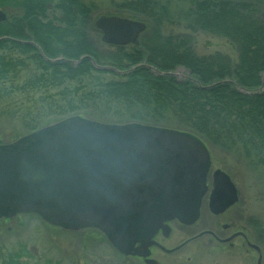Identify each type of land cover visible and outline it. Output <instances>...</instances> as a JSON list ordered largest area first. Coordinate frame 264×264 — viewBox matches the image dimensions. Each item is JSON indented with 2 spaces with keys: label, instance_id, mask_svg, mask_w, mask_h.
Returning a JSON list of instances; mask_svg holds the SVG:
<instances>
[{
  "label": "trees",
  "instance_id": "trees-1",
  "mask_svg": "<svg viewBox=\"0 0 264 264\" xmlns=\"http://www.w3.org/2000/svg\"><path fill=\"white\" fill-rule=\"evenodd\" d=\"M107 6L102 8L97 0H0L6 15L0 21V38L9 37L0 40V101H7L15 87H62L55 95H44L47 106L37 104L32 109L40 112L35 114L0 106V121L4 115L22 119L31 132L78 114L186 130L210 150L243 158L264 201V0H108ZM104 15L145 22L138 44L105 43L95 24ZM199 32L226 40L235 58L220 50L201 54L196 48ZM83 55L123 73L97 69L88 58L71 61ZM30 66L32 71L20 77L18 72ZM179 69L185 70L182 78ZM105 73L113 77H103ZM47 108L55 109V116L41 124ZM21 135L0 138L10 142ZM84 231L90 238L97 232H70ZM112 249L115 264H143ZM32 257L20 245L0 251V264H40L31 263Z\"/></svg>",
  "mask_w": 264,
  "mask_h": 264
},
{
  "label": "water",
  "instance_id": "water-1",
  "mask_svg": "<svg viewBox=\"0 0 264 264\" xmlns=\"http://www.w3.org/2000/svg\"><path fill=\"white\" fill-rule=\"evenodd\" d=\"M5 19L0 7V21ZM95 24L112 45L138 44L146 29L145 22L120 15L100 16ZM87 58L97 69L123 73L89 55L71 61ZM211 165L208 146L186 130L69 115L13 141L0 138V219L36 214L62 229H96L119 253L159 264L150 248L170 249L155 236H168L172 221L190 225L199 219ZM213 178L209 208L218 214L238 195L224 170L216 168ZM205 233L213 234L197 236ZM247 245L258 254L256 264H263L261 247Z\"/></svg>",
  "mask_w": 264,
  "mask_h": 264
},
{
  "label": "rangeland",
  "instance_id": "rangeland-1",
  "mask_svg": "<svg viewBox=\"0 0 264 264\" xmlns=\"http://www.w3.org/2000/svg\"><path fill=\"white\" fill-rule=\"evenodd\" d=\"M102 8L109 6L108 0H97ZM105 5V6H104ZM104 11V10H103ZM170 30L177 31L176 27ZM196 48L201 53H211L217 50L226 52L235 58L234 48L226 40L199 32L196 34ZM12 54L17 56L15 49ZM16 53V54H15ZM33 67L22 68L18 73L20 77L29 74ZM178 78H182L181 73L184 69H179ZM103 77H113L112 74H102ZM19 81H15L17 84ZM7 86H8V82ZM62 87L46 86L40 89L27 88L23 90L15 87L11 92L10 98L0 103L1 108L20 107L31 109L28 113L37 112V104L47 106L43 103L44 95H55ZM56 97V96H55ZM40 98V100H39ZM102 106V105H100ZM91 108H97L96 105ZM48 113L41 119V124L54 118L53 108L46 109ZM50 112V113H49ZM29 115V116H30ZM28 127L22 119H12L7 115L2 116L0 121V135L6 140L15 135L26 134ZM3 141V140H2ZM212 167L227 170L236 180L241 193V201L234 215L239 219V224L245 226L249 233V241L261 247L264 264V201L261 199L259 183L256 181L255 174L248 168L246 161L236 154H228L219 150H210ZM233 215V212H230ZM229 215V216H230ZM226 217H223L224 219ZM221 219L213 218L207 206H203L202 214L196 225L192 227L173 224L172 238L168 236L159 237L166 248H170L172 242L180 243L185 241L188 236L196 235L199 231L217 226ZM219 229V228H218ZM92 233V238L84 232H70L66 229H54L49 227L37 215L19 214L10 219L0 222V251L15 250L20 245H25L33 254L30 258L31 263L47 264L50 262H60V264H115L116 254L109 243L103 238L101 232ZM225 234L227 232H221ZM86 236V237H85ZM213 240L209 236L199 237L197 240L188 242L182 249L170 255L162 251H155L154 256L159 264H256L257 252L250 248L241 238H237L232 245H219L210 242ZM171 244V245H172ZM141 261L139 258H137ZM143 263V262H142ZM144 264V263H143Z\"/></svg>",
  "mask_w": 264,
  "mask_h": 264
},
{
  "label": "flooded vegetation",
  "instance_id": "flooded-vegetation-1",
  "mask_svg": "<svg viewBox=\"0 0 264 264\" xmlns=\"http://www.w3.org/2000/svg\"><path fill=\"white\" fill-rule=\"evenodd\" d=\"M216 169V168H215ZM213 169V167H211L210 169V172L208 174V185H209V190H208V193L203 197V200H202V208L203 206H207L209 212H210V215L213 217V218H216V219H221V221H218L217 222V226L215 227H208V228H205L201 231H199L196 235H192V236H188V238L185 240V241H182L180 243H175V245L170 244V248H167V249H170V252H167L165 250H163L161 247L157 246V245H153L151 248H150V258L152 259H155L157 260V258L154 256V252L155 251H162L164 253H170V255H172L173 253L179 251L180 249H182L188 242H191L193 240H197L199 239V237H204V236H209L210 238H212L213 240H209L210 242H213L214 243H217L219 245H222V246H225V245H232L234 243V241L237 239V238H241L243 242H248L249 241V233H248V229L246 230L245 226H242L239 224V219L235 217L234 215V212L235 214L238 213V209H237V206L239 204V202L241 201L240 197H241V193H240V190H239V187L237 185V182L236 180L232 177V175H230L231 177V180L232 182L235 184L236 188H237V195H238V199L236 202H234L233 204H231L230 206H228L224 211L218 213V214H215L213 212L210 211V208H209V196H210V192L212 190V181H213V171L215 170ZM202 208H201V214H202ZM233 212V215H230V212ZM230 215V216H229ZM223 217H226L224 219H222ZM201 218V216H200ZM199 218V219H200ZM199 219L194 222L193 224H190V225H186V224H183V223H180L178 221H172L170 222V240L172 238V226L173 224H178L180 226H186V227H192L194 225H196V223L199 221ZM219 228V229H218ZM219 230H221V232H227L225 234H220ZM204 231H212L213 234L211 233H205L201 236H197L199 233L201 232H204ZM235 235V236H233ZM164 237V235L161 233V231L155 236V241L164 246L165 247V244L164 242L159 239V237ZM233 236L230 240H226L225 239H228L229 237ZM166 248V247H165ZM139 258V257H137ZM143 263H144V260L143 258H139Z\"/></svg>",
  "mask_w": 264,
  "mask_h": 264
}]
</instances>
